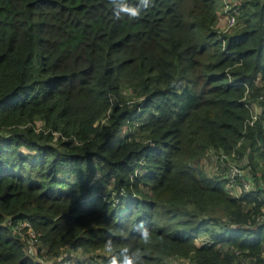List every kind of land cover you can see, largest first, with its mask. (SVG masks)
<instances>
[{
    "label": "trees",
    "instance_id": "16d2710c",
    "mask_svg": "<svg viewBox=\"0 0 264 264\" xmlns=\"http://www.w3.org/2000/svg\"><path fill=\"white\" fill-rule=\"evenodd\" d=\"M146 2L0 0V264H41L5 216L73 264H264V0L231 32L215 0ZM210 150L256 185L229 193Z\"/></svg>",
    "mask_w": 264,
    "mask_h": 264
},
{
    "label": "rangeland",
    "instance_id": "374dc122",
    "mask_svg": "<svg viewBox=\"0 0 264 264\" xmlns=\"http://www.w3.org/2000/svg\"><path fill=\"white\" fill-rule=\"evenodd\" d=\"M245 1V0H215L216 5H217V25H218V29L220 31H227V32H231L235 29H239L241 27V20L237 18H233L232 21H230L229 23H227L229 25V27L226 30H223L224 28V22H225V17L227 13H231L232 11H235V5L239 4L240 2ZM225 10L227 13H225ZM235 17V16H234ZM262 97L260 96V98L264 97V90L262 92ZM136 102H138L137 100L140 99L142 97H137V96H133ZM130 99V98H129ZM256 106H253V112H252V118H255L256 116ZM109 114V108L106 109L105 111V115L101 116L99 119L95 120L93 125H99V124H103L106 120V116ZM33 127V132L36 133V131H41L43 134L48 132V128L42 126V123L40 121H35L34 124L32 125ZM49 135H50V139L49 141L51 142H55L57 141V139H61V140H66L67 138L62 137V135H60V133L58 131H54V130H50L49 131ZM69 138V137H68ZM144 139V136L141 135V141ZM22 151L26 152L27 150L23 147H21ZM234 154H226L223 152H216L215 150H210V151H206L205 155H203V157L201 158V160L199 161V165H201L205 172L213 175V174H220L222 173L223 177L228 178V181L225 182V188L228 190L229 193H232L233 196H237L240 192H249L251 188H253L254 185H256L255 181H253L252 179H248V177H245V175H249L248 173V166L243 163V160H240V162L238 160H232ZM259 159V158H258ZM259 161H262L261 159H259ZM263 171V170H262ZM226 172V175H225ZM93 177L96 179H100L101 178V174L98 170V168L95 169V173L93 174ZM237 177V178H236ZM236 178V179H235ZM239 182L240 185H237L236 183ZM258 184L260 185L259 188L262 189L264 191V177L260 178L258 181ZM260 198L263 199L264 198V192H262L260 194ZM260 211L262 212L261 215L264 216V202L263 205L260 208ZM11 219V216H5L4 220H3V225H5V221H7L8 219ZM256 222L259 223L261 222V218L256 217ZM199 240V238L196 239ZM37 246V245H36ZM35 246V248H36ZM102 255V254H99ZM39 256V255H38ZM79 256V252L78 251H67L66 247L65 248H61L59 249V255L55 256L52 258V255H46V256H39L38 260L42 263V264H51L53 262H55L56 259L58 258H66V259H70L72 264L75 263L76 258ZM35 259V258H34ZM169 264H189L187 260L173 256L170 257L168 259ZM242 264H251V263H242Z\"/></svg>",
    "mask_w": 264,
    "mask_h": 264
},
{
    "label": "built area",
    "instance_id": "2783aa9c",
    "mask_svg": "<svg viewBox=\"0 0 264 264\" xmlns=\"http://www.w3.org/2000/svg\"><path fill=\"white\" fill-rule=\"evenodd\" d=\"M233 12L234 11H232L231 13L230 12L227 13L225 10V13H227L226 16H228V17H225L223 30H226L229 27V25L227 23L232 21L233 18L235 19ZM5 224L10 227L12 233H14L19 238H22L25 240V242H24L25 254L28 257H31L32 259L35 258L36 261L41 263L38 260V256L36 255V248H35L36 238H35V234L33 232L31 224H29V222L25 221V220H14L13 221L10 218L7 221H5ZM51 264H72V262L70 259L58 258L55 260V262H53Z\"/></svg>",
    "mask_w": 264,
    "mask_h": 264
},
{
    "label": "clouds",
    "instance_id": "9594fccd",
    "mask_svg": "<svg viewBox=\"0 0 264 264\" xmlns=\"http://www.w3.org/2000/svg\"><path fill=\"white\" fill-rule=\"evenodd\" d=\"M113 2H114V0H113ZM141 3L143 4L144 7L148 6V2H146V0H141ZM121 11H125V12L130 11L133 16H137L138 15V11L137 10H131V9H128L126 7H123V6H121ZM138 231L141 232V236L144 239V241L148 242V240H149V232H148V230L146 228H143L142 226H140L138 228ZM110 243L111 242H109L108 245ZM108 250L110 251L109 247H108ZM110 264H115V259L114 258L110 261ZM124 264H133V261L130 260V259H126ZM142 264H143V262H142Z\"/></svg>",
    "mask_w": 264,
    "mask_h": 264
}]
</instances>
